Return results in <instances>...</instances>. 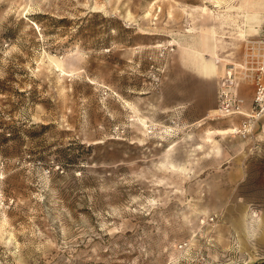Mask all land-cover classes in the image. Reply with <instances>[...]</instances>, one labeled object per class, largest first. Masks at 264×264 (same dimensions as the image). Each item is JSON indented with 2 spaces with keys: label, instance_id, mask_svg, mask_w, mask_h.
<instances>
[{
  "label": "rangeland",
  "instance_id": "374dc122",
  "mask_svg": "<svg viewBox=\"0 0 264 264\" xmlns=\"http://www.w3.org/2000/svg\"><path fill=\"white\" fill-rule=\"evenodd\" d=\"M233 1L0 0V264L264 257V139L220 132L227 72L255 96Z\"/></svg>",
  "mask_w": 264,
  "mask_h": 264
},
{
  "label": "crops",
  "instance_id": "0c3cea01",
  "mask_svg": "<svg viewBox=\"0 0 264 264\" xmlns=\"http://www.w3.org/2000/svg\"><path fill=\"white\" fill-rule=\"evenodd\" d=\"M219 5L220 2L218 4V7ZM231 8L234 9V16H236L235 14H237V17L240 20V22L238 23L240 27L238 31L233 34V39H254L261 35L264 21V0H234L232 2ZM235 20L236 18L234 17V21H232L233 24H236ZM219 24L225 30L226 25H228L225 17L221 20L220 16L218 15V28H220ZM199 47L197 49L195 48L194 51L185 50V52L188 53L202 52L198 57L200 58V63L198 64L197 69L193 68L194 71H198L200 75H202L203 78L207 80H214L219 78L223 68L220 62H222L224 65V62L228 60L224 58L221 59L220 57L222 40L217 30L214 28H207L204 31ZM233 64L234 66L239 65L238 63ZM243 97L245 98L246 96ZM245 99L248 108L251 107L254 95L250 94ZM229 130L230 129H224L220 132L223 135H228L230 134ZM256 130L259 131V137H261V139H264V119H262L258 124ZM249 264H264V257Z\"/></svg>",
  "mask_w": 264,
  "mask_h": 264
},
{
  "label": "built area",
  "instance_id": "2783aa9c",
  "mask_svg": "<svg viewBox=\"0 0 264 264\" xmlns=\"http://www.w3.org/2000/svg\"><path fill=\"white\" fill-rule=\"evenodd\" d=\"M247 63L249 70L253 72L255 85V96L251 109L245 111L243 99L231 88L235 81L230 76H228L227 82L222 85L219 97L221 116L239 114L245 117V121L233 129L244 137L252 134L257 125L264 119V21L262 34L249 43Z\"/></svg>",
  "mask_w": 264,
  "mask_h": 264
},
{
  "label": "bare ground",
  "instance_id": "6f19581e",
  "mask_svg": "<svg viewBox=\"0 0 264 264\" xmlns=\"http://www.w3.org/2000/svg\"><path fill=\"white\" fill-rule=\"evenodd\" d=\"M214 47H215V46H214ZM199 48H200V47H199ZM196 49H197V48H196ZM233 66H234V65H233ZM240 66H241V65L234 66V67L236 68V67H240ZM233 69H234V68H233ZM227 75L230 76V77L232 78V75H233V74H232V70H231V71H228V72H227ZM231 132H235V131H234V130H229V133H230V134H231Z\"/></svg>",
  "mask_w": 264,
  "mask_h": 264
},
{
  "label": "trees",
  "instance_id": "16d2710c",
  "mask_svg": "<svg viewBox=\"0 0 264 264\" xmlns=\"http://www.w3.org/2000/svg\"><path fill=\"white\" fill-rule=\"evenodd\" d=\"M1 145H3V144H1Z\"/></svg>",
  "mask_w": 264,
  "mask_h": 264
}]
</instances>
